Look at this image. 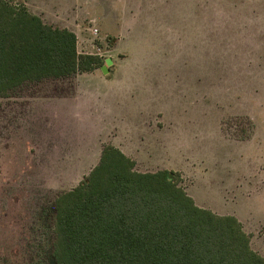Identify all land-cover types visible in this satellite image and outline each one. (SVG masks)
Here are the masks:
<instances>
[{
    "label": "rangeland",
    "instance_id": "374dc122",
    "mask_svg": "<svg viewBox=\"0 0 264 264\" xmlns=\"http://www.w3.org/2000/svg\"><path fill=\"white\" fill-rule=\"evenodd\" d=\"M16 2L115 65L0 98V264H51L54 203L107 145L235 216L264 257V0Z\"/></svg>",
    "mask_w": 264,
    "mask_h": 264
},
{
    "label": "trees",
    "instance_id": "16d2710c",
    "mask_svg": "<svg viewBox=\"0 0 264 264\" xmlns=\"http://www.w3.org/2000/svg\"><path fill=\"white\" fill-rule=\"evenodd\" d=\"M82 56L77 35L16 0H0V98L28 83L102 67ZM118 148L58 196L51 264H264L242 223L199 207L167 170L138 172Z\"/></svg>",
    "mask_w": 264,
    "mask_h": 264
},
{
    "label": "crops",
    "instance_id": "0c3cea01",
    "mask_svg": "<svg viewBox=\"0 0 264 264\" xmlns=\"http://www.w3.org/2000/svg\"><path fill=\"white\" fill-rule=\"evenodd\" d=\"M25 5L29 8L30 6L27 4V3H25ZM77 8H78V5H77V7H76V9H75V19H80V16H79V13H78V10H77ZM30 9V8H29ZM31 10V9H30ZM32 11V10H31ZM36 13V12H35ZM86 17L87 18H90L91 20H92V23L93 24H95L94 22H95V19H94V15L91 13V12H88L87 14H86ZM44 19V18H43ZM65 21H67V19H62V20H59V23H57V22H55V23H57V24H53V25H58L57 27H59V28H67V24L65 23ZM71 22V21H70ZM70 25H71V23H70ZM96 25V24H95ZM112 61H113V64H112V66H114L115 65V63H114V60L112 59ZM110 70H111V68L109 67V72H110ZM108 75V74H107ZM61 98H63L64 100H68V101H71V100H69V99H72V98H74V97H61ZM58 99V98H57Z\"/></svg>",
    "mask_w": 264,
    "mask_h": 264
},
{
    "label": "water",
    "instance_id": "95a60500",
    "mask_svg": "<svg viewBox=\"0 0 264 264\" xmlns=\"http://www.w3.org/2000/svg\"><path fill=\"white\" fill-rule=\"evenodd\" d=\"M112 64H113L112 59H107V60H106V65H104V66L101 68L102 72H103L105 75L109 74V67H111Z\"/></svg>",
    "mask_w": 264,
    "mask_h": 264
},
{
    "label": "built area",
    "instance_id": "2783aa9c",
    "mask_svg": "<svg viewBox=\"0 0 264 264\" xmlns=\"http://www.w3.org/2000/svg\"><path fill=\"white\" fill-rule=\"evenodd\" d=\"M93 34L96 36V35H98V30L97 29H95L94 31H93ZM100 50V49H99Z\"/></svg>",
    "mask_w": 264,
    "mask_h": 264
}]
</instances>
